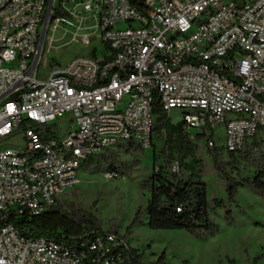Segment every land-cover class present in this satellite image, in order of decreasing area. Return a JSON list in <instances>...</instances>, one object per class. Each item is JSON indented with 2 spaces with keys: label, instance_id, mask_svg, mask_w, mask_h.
Masks as SVG:
<instances>
[{
  "label": "built area",
  "instance_id": "1",
  "mask_svg": "<svg viewBox=\"0 0 264 264\" xmlns=\"http://www.w3.org/2000/svg\"><path fill=\"white\" fill-rule=\"evenodd\" d=\"M50 3L0 0V264H124L133 248L120 234L67 244L15 222L62 206L89 158L150 148L156 101L185 112L184 130L208 150L237 153L264 132V0H54L49 13ZM80 7L102 56L53 62L45 30L74 26ZM67 115L65 138L42 132ZM21 129L24 148H4Z\"/></svg>",
  "mask_w": 264,
  "mask_h": 264
},
{
  "label": "rangeland",
  "instance_id": "2",
  "mask_svg": "<svg viewBox=\"0 0 264 264\" xmlns=\"http://www.w3.org/2000/svg\"><path fill=\"white\" fill-rule=\"evenodd\" d=\"M69 6H72V3ZM78 12V19L73 20L74 26L56 20L52 27H48L47 37L52 42L50 60L53 62L66 65L77 56H90L92 47L97 49L98 56H102L104 48L100 41L101 34L96 28L97 21L91 13L84 12L81 7ZM77 25L81 26V30L78 31V38L74 42ZM86 34L91 35L90 46L84 43L83 36ZM184 113L174 109L168 115L173 124H178L183 122ZM72 124L71 116L67 115L65 119L41 129L42 132L65 138ZM24 131H17L4 144V148L23 149ZM223 136L222 129L221 137ZM154 138V146L144 149L143 152H135L126 144H120L111 150L112 158L122 163L117 179L106 178V175L113 171L105 169L95 172L89 161L84 162L79 169V186L68 191L63 197V210L69 212L68 205L73 202L94 214L102 222L103 230L125 237L139 213V221L132 227L127 239L132 248L144 255L145 264H157L161 258L162 264H228V261H235V264H251L256 256L264 254V199L255 195L249 188L240 189L237 196V201L246 208L247 215L229 207L236 221L229 225L225 220V210H220L215 217L219 231L207 238H198L185 231L150 229L147 208L151 191L147 179L158 168L178 172L177 164L169 162L161 153L165 135L156 134ZM257 141L264 153V132L258 134ZM251 143L252 140L248 144ZM198 156L205 163L208 197L211 200H227L225 184L214 171L213 157L204 143L199 142ZM220 157L227 159L224 155ZM242 175L254 178L257 176V169L247 167ZM260 264H264V260Z\"/></svg>",
  "mask_w": 264,
  "mask_h": 264
},
{
  "label": "trees",
  "instance_id": "3",
  "mask_svg": "<svg viewBox=\"0 0 264 264\" xmlns=\"http://www.w3.org/2000/svg\"><path fill=\"white\" fill-rule=\"evenodd\" d=\"M57 14L64 15L59 11ZM91 56L97 57L98 54L94 51ZM154 116V136L165 135L161 153L169 162L177 164L178 172L158 168L147 179L151 191L147 208L151 230L185 231L198 238H207L219 231L215 217L220 210H225V220L229 225L236 222L230 208L247 215L246 208L237 201L240 189L249 188L255 195L264 199V153L257 141L258 135L252 139L251 144H248L250 141L247 142L245 148L237 153L224 152L220 142L219 146L210 150L213 169L223 180L227 192V200H211L205 179V163L198 156L199 142L206 145V140L202 135L192 138V135L184 130L182 123L173 124L159 101L154 104ZM154 139L151 147L154 146ZM128 146L135 152L144 150L141 146ZM110 152L111 150H108L104 154L89 158L92 170L101 172L106 169L119 174L122 163L115 161ZM221 155L227 159H222ZM106 166L108 168H105ZM247 167L257 169V176L244 177L242 172ZM68 209L69 212L63 210L62 206L54 207L44 215L31 219L24 217L15 223L21 230L31 229L35 237L56 238L67 244L84 239L89 232H103L102 222L91 212L73 202L68 205ZM138 221L139 213L127 230L126 239ZM263 260L264 254H261L256 256L251 264H260ZM162 262L163 258L157 264ZM124 264H145L144 255L133 248L131 253L125 256ZM228 264H235V261H228Z\"/></svg>",
  "mask_w": 264,
  "mask_h": 264
},
{
  "label": "water",
  "instance_id": "4",
  "mask_svg": "<svg viewBox=\"0 0 264 264\" xmlns=\"http://www.w3.org/2000/svg\"><path fill=\"white\" fill-rule=\"evenodd\" d=\"M54 5V0H51L50 6H49V13L52 11ZM47 32V29L45 30V33ZM45 35V34H44Z\"/></svg>",
  "mask_w": 264,
  "mask_h": 264
},
{
  "label": "crops",
  "instance_id": "5",
  "mask_svg": "<svg viewBox=\"0 0 264 264\" xmlns=\"http://www.w3.org/2000/svg\"><path fill=\"white\" fill-rule=\"evenodd\" d=\"M104 47V46H103ZM96 52V54H97V49H94V47H92V52Z\"/></svg>",
  "mask_w": 264,
  "mask_h": 264
}]
</instances>
